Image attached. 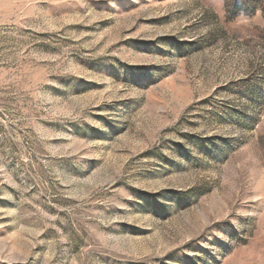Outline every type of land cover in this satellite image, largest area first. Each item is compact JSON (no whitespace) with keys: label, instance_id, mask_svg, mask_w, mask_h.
<instances>
[{"label":"rangeland","instance_id":"obj_1","mask_svg":"<svg viewBox=\"0 0 264 264\" xmlns=\"http://www.w3.org/2000/svg\"><path fill=\"white\" fill-rule=\"evenodd\" d=\"M235 1L0 0V264H264V0Z\"/></svg>","mask_w":264,"mask_h":264},{"label":"trees","instance_id":"obj_2","mask_svg":"<svg viewBox=\"0 0 264 264\" xmlns=\"http://www.w3.org/2000/svg\"><path fill=\"white\" fill-rule=\"evenodd\" d=\"M240 5H238V2ZM254 0H236L233 4L228 8L227 15L231 19L238 18L242 15L246 16H254L257 12V7L254 4Z\"/></svg>","mask_w":264,"mask_h":264}]
</instances>
